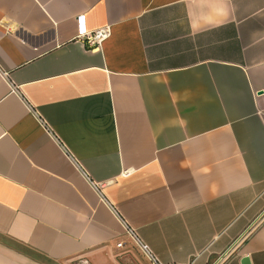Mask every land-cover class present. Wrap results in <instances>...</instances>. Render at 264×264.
I'll list each match as a JSON object with an SVG mask.
<instances>
[{
    "label": "crops",
    "instance_id": "1",
    "mask_svg": "<svg viewBox=\"0 0 264 264\" xmlns=\"http://www.w3.org/2000/svg\"><path fill=\"white\" fill-rule=\"evenodd\" d=\"M122 221L264 264V0H0V264H151Z\"/></svg>",
    "mask_w": 264,
    "mask_h": 264
},
{
    "label": "built area",
    "instance_id": "2",
    "mask_svg": "<svg viewBox=\"0 0 264 264\" xmlns=\"http://www.w3.org/2000/svg\"><path fill=\"white\" fill-rule=\"evenodd\" d=\"M109 35V26H103L95 30H85L84 28H81L80 30V37L84 44H86L87 47H95L98 44H100L107 36ZM13 88V86H12ZM86 178L89 180L88 176L84 173ZM89 183L91 184L92 188L100 197H102L104 200V194L102 192V186L103 183L95 182L92 180H89ZM123 222V221H122ZM124 223V222H123ZM126 230L128 233L132 236L134 239L136 245L141 249V251L144 253V255L151 261V264H162L160 261L157 260L156 256L153 254L151 249L148 247L146 243H144L141 238L137 235L134 228L128 226L126 223H124ZM227 258V254L223 253L221 254L213 263L211 264H223L224 261Z\"/></svg>",
    "mask_w": 264,
    "mask_h": 264
},
{
    "label": "water",
    "instance_id": "3",
    "mask_svg": "<svg viewBox=\"0 0 264 264\" xmlns=\"http://www.w3.org/2000/svg\"><path fill=\"white\" fill-rule=\"evenodd\" d=\"M242 263H243V264H248V260H247L246 258H244V259L242 260Z\"/></svg>",
    "mask_w": 264,
    "mask_h": 264
}]
</instances>
